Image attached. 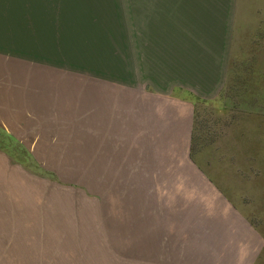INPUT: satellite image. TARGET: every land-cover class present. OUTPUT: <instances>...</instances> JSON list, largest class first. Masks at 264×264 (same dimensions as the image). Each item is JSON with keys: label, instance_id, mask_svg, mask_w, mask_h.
I'll list each match as a JSON object with an SVG mask.
<instances>
[{"label": "rangeland", "instance_id": "obj_1", "mask_svg": "<svg viewBox=\"0 0 264 264\" xmlns=\"http://www.w3.org/2000/svg\"><path fill=\"white\" fill-rule=\"evenodd\" d=\"M0 264H264V0H0Z\"/></svg>", "mask_w": 264, "mask_h": 264}, {"label": "clouds", "instance_id": "obj_2", "mask_svg": "<svg viewBox=\"0 0 264 264\" xmlns=\"http://www.w3.org/2000/svg\"><path fill=\"white\" fill-rule=\"evenodd\" d=\"M181 187V185H177V188L179 189Z\"/></svg>", "mask_w": 264, "mask_h": 264}, {"label": "crops", "instance_id": "obj_3", "mask_svg": "<svg viewBox=\"0 0 264 264\" xmlns=\"http://www.w3.org/2000/svg\"><path fill=\"white\" fill-rule=\"evenodd\" d=\"M200 172V171H199ZM201 173V172H200Z\"/></svg>", "mask_w": 264, "mask_h": 264}]
</instances>
